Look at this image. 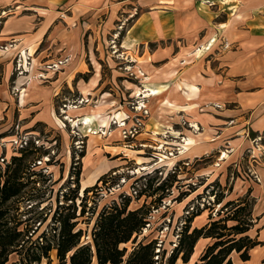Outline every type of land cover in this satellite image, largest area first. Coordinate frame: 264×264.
Returning a JSON list of instances; mask_svg holds the SVG:
<instances>
[{
    "label": "rangeland",
    "instance_id": "1",
    "mask_svg": "<svg viewBox=\"0 0 264 264\" xmlns=\"http://www.w3.org/2000/svg\"><path fill=\"white\" fill-rule=\"evenodd\" d=\"M4 20L0 17V31ZM116 38L105 43L101 53L91 54L83 72L68 79L61 67L67 57L60 59L57 51L50 50L53 47L25 62L20 51L11 48L12 41L0 38V163L32 142L21 178L25 198L14 202L19 206L13 211L15 221L25 229L40 220L36 235L52 223L56 208L62 212L83 208L76 226L83 230L81 241L91 243L93 209L98 212L128 193L129 207H149L148 223L137 241L156 238L159 252L153 264H166L188 216L198 212L188 223L190 229L200 227L220 207L221 218L234 217L227 226L234 221L248 224L249 238L264 250V130L243 127L222 133L235 122L225 109L237 102L229 93L224 98L212 95L215 83L208 85L207 73L200 77L194 70L185 71L196 51L184 52L182 43L173 42L175 50L161 51L151 57L154 66L142 67L148 53L141 57L140 49L126 53L116 46ZM210 47L206 43L198 56ZM212 48L206 52L210 64L203 61L213 68L218 47ZM151 81L164 83L152 86ZM146 87L153 95L140 93ZM75 118L77 123L72 121ZM77 169L78 186L73 173ZM86 187L89 190L84 192ZM76 193L74 201L66 199ZM222 231L232 234L234 229ZM212 241L199 237L189 262L197 260ZM133 245L132 240L119 244L128 250ZM251 251L249 264H260L264 256L255 259ZM16 257L12 254L10 260ZM238 258L232 252L234 264ZM92 261L96 264L95 255ZM57 262L51 250L50 262L42 259L41 264ZM175 264L185 262L178 257Z\"/></svg>",
    "mask_w": 264,
    "mask_h": 264
},
{
    "label": "crops",
    "instance_id": "2",
    "mask_svg": "<svg viewBox=\"0 0 264 264\" xmlns=\"http://www.w3.org/2000/svg\"><path fill=\"white\" fill-rule=\"evenodd\" d=\"M0 12L5 17L0 38L12 41L11 48L20 51V56L25 51L28 62L53 47L50 50L57 51L60 59L67 57L61 63L67 79L83 72L91 54L101 53L118 33L119 49L126 53L140 49L139 57L148 53L142 67L154 66L151 57L161 51L175 50L173 42L182 43L179 47L184 52H195L209 42L206 52L218 47L213 68L204 63V52L185 71L194 70L200 77L207 73L208 85H216L211 87L212 95L224 98L229 93L237 102L225 109L235 122L222 128V133L243 127L264 130V0H0ZM45 40L50 43L46 45ZM161 42L167 45L160 46ZM37 60L41 63L44 57ZM196 97L198 93L191 95V99ZM257 246L252 248L255 259L264 256Z\"/></svg>",
    "mask_w": 264,
    "mask_h": 264
},
{
    "label": "trees",
    "instance_id": "3",
    "mask_svg": "<svg viewBox=\"0 0 264 264\" xmlns=\"http://www.w3.org/2000/svg\"><path fill=\"white\" fill-rule=\"evenodd\" d=\"M31 145L32 142H28L25 146H20L8 162L0 163V264H41L42 259L49 263L51 250H55L57 264H91L93 255L96 256L97 264H153L154 256L159 252L155 251L156 238L145 241L144 236L137 241V236L148 223L149 207L145 204L129 207L132 195L128 193L119 195V200L113 199L102 205L98 212L93 209L92 215L95 213L96 217L90 232L91 243L81 241L83 230L76 225L77 217L84 215V209L77 211L76 206L66 212L56 208L52 223L39 234L35 235L41 224L40 220L34 227H20L21 222L14 219L13 211L19 208L14 202L25 198L21 178L25 173L26 161H29L32 153L27 152ZM73 173L78 186L80 171L77 169ZM103 177L101 175L97 180ZM88 190L89 188H84V192ZM141 191L138 195L142 194ZM76 196L77 193L66 199L74 201ZM220 200L218 198V202ZM221 212L220 207L205 224L190 229L188 222L198 214L192 212L187 217L188 222L184 221L179 239L168 255L166 264H175L178 257L183 262H188L199 237H211L214 241L205 247L192 264H233L232 252L238 253L242 261L240 264H246L250 250L258 242L249 238L248 224L243 226L234 221L227 226V220L234 217L221 218ZM222 228L234 231L231 234L223 232ZM129 240L134 243L131 250L126 246H119ZM12 254L17 255L15 260H10ZM260 264H264V259Z\"/></svg>",
    "mask_w": 264,
    "mask_h": 264
},
{
    "label": "bare ground",
    "instance_id": "4",
    "mask_svg": "<svg viewBox=\"0 0 264 264\" xmlns=\"http://www.w3.org/2000/svg\"><path fill=\"white\" fill-rule=\"evenodd\" d=\"M198 47V46H197ZM193 51V50H192ZM201 52V48H198L197 50H196V55L198 56L199 55V53ZM21 60L23 61V59L25 60V62H26V54L25 53H23L22 52V55H21ZM129 67V66H128ZM147 77V76H146ZM143 88V87H142ZM139 92V91H138ZM136 93V92H135ZM140 93H142V92H140ZM153 93V91H149V89H147V90H145V89H143V94L145 95V96H148V95H150V94H152ZM139 94V93H138ZM142 95V94H141ZM88 96V95H87ZM134 97V96H133ZM85 100V99H84ZM138 107V106H137ZM78 119V118H77ZM76 118H75V120L74 119H72V121L75 123L76 121L78 122V120H77ZM76 122V123H77ZM73 123V124H74ZM4 142V141H3Z\"/></svg>",
    "mask_w": 264,
    "mask_h": 264
}]
</instances>
